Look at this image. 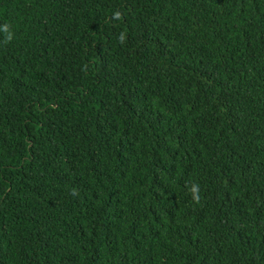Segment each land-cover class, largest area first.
Instances as JSON below:
<instances>
[{
  "label": "trees",
  "instance_id": "16d2710c",
  "mask_svg": "<svg viewBox=\"0 0 264 264\" xmlns=\"http://www.w3.org/2000/svg\"><path fill=\"white\" fill-rule=\"evenodd\" d=\"M0 264H264V0H0Z\"/></svg>",
  "mask_w": 264,
  "mask_h": 264
}]
</instances>
